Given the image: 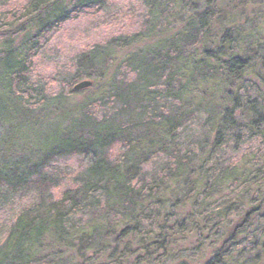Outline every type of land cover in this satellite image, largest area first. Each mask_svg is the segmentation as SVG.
Here are the masks:
<instances>
[{
    "label": "trees",
    "instance_id": "16d2710c",
    "mask_svg": "<svg viewBox=\"0 0 264 264\" xmlns=\"http://www.w3.org/2000/svg\"><path fill=\"white\" fill-rule=\"evenodd\" d=\"M110 1L29 0L0 32V149L15 142L24 152L12 160L0 153V195L29 188L38 196L53 185L45 170L56 159L91 158L73 186L18 210L0 245V264H158L188 236L197 245L219 242L204 264H264V157L219 160L240 105L223 90L249 66L239 57L224 60L234 53L230 36L211 47L222 15L216 0L203 6L179 0L171 34L170 24H161L172 11L161 0H142L145 30L80 52L65 93L43 100L30 81L31 60L50 36ZM147 39L150 45L129 50ZM79 79L93 89L66 120ZM39 104L38 111L61 117L39 120L32 112ZM107 106L114 112L98 114ZM203 109L208 133L185 146L179 131ZM247 113L251 132L264 125L252 103ZM116 145L123 150L117 158L98 155Z\"/></svg>",
    "mask_w": 264,
    "mask_h": 264
},
{
    "label": "rangeland",
    "instance_id": "374dc122",
    "mask_svg": "<svg viewBox=\"0 0 264 264\" xmlns=\"http://www.w3.org/2000/svg\"><path fill=\"white\" fill-rule=\"evenodd\" d=\"M28 1L0 0V32L4 31L5 24H10L13 17L19 14ZM206 1L193 0L194 3L201 4V6ZM160 2L164 4L165 8H169L167 11H172L171 17L163 20L161 27L166 28L168 23L170 29L166 31V34L174 33V28L178 24L179 0L175 3L173 0H161ZM216 4L222 15L213 27L211 36L216 38H214L215 43L211 47L216 45L219 37L228 35L230 39L232 38L229 48H232L234 53L225 55L224 60H229L231 56L233 58L239 57L247 60L249 66L241 81L235 84L227 82L223 90L225 97L235 96L240 105L236 111L237 125L226 132V141L219 160L228 162L236 156L242 158L250 155L251 158L255 154L258 157H264V125L252 132L247 126L249 125L248 103H252L264 113V0H216ZM147 13L148 9L142 0H111L102 11L90 12L63 24L50 36L47 44L31 60L29 65L30 81L39 85L40 97L46 100L49 96L65 93L68 90L74 74L72 60L80 52L86 51L94 45L105 44L112 38L130 36L140 30L144 31ZM151 42V39H147L129 50L142 48L150 45ZM124 53H119V55ZM82 81H86V79L76 80L72 85L75 86ZM92 87L78 91L71 96L67 101L71 111H68L69 113L66 111L65 119L69 114L75 113L73 112L75 106L84 100L93 89ZM18 89L20 88H16V90ZM227 106H229L228 103ZM40 107L42 104L36 106L32 112H35L36 116L40 115L39 120L43 122L55 121L61 117L58 115L59 112L55 115V113L44 111V109L38 111ZM113 110L114 106L103 107L98 114L111 113L114 112ZM208 116L209 112L206 109L201 110L179 131V140L185 146L203 141L202 139L207 135L210 126ZM36 120L38 121V119ZM237 136L242 137L239 144L236 143ZM122 151V147L116 145L103 153H98V155L115 159ZM0 153L1 157L7 160L24 155L21 149H17L15 142H11L4 149H0ZM90 162L91 158L84 155L56 159L45 170V173L52 179L53 185L48 190L46 187L42 188L38 196L29 188L13 194H9V190L2 191L0 195V245L18 210L31 209L30 206L35 197L42 198L40 200L43 202H48L51 198L57 197L62 190L73 186L78 181L77 174ZM160 165V161L155 162L148 167V170L153 172ZM194 240L195 237L188 236L186 240L172 246L166 254V258L156 259L160 260L158 264H204L212 260L219 251L220 245L219 242H214L215 239H209L203 243L199 242L198 245L194 243ZM136 255L137 253H134L131 260H135Z\"/></svg>",
    "mask_w": 264,
    "mask_h": 264
},
{
    "label": "water",
    "instance_id": "95a60500",
    "mask_svg": "<svg viewBox=\"0 0 264 264\" xmlns=\"http://www.w3.org/2000/svg\"><path fill=\"white\" fill-rule=\"evenodd\" d=\"M91 82L90 81H82V82H79L78 84H76L73 89L75 91H81V90H84V89H87L89 87H91Z\"/></svg>",
    "mask_w": 264,
    "mask_h": 264
}]
</instances>
